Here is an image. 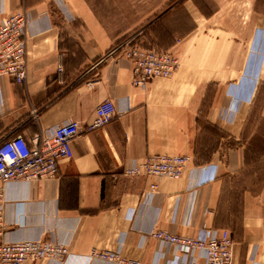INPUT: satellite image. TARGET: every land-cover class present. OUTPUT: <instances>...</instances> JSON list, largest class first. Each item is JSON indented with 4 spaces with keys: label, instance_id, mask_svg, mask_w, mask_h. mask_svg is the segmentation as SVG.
<instances>
[{
    "label": "crops",
    "instance_id": "crops-1",
    "mask_svg": "<svg viewBox=\"0 0 264 264\" xmlns=\"http://www.w3.org/2000/svg\"><path fill=\"white\" fill-rule=\"evenodd\" d=\"M217 1L218 12L210 16L192 2L163 12L166 2L143 5L155 20L181 17L179 8L187 18L190 6L197 17L168 48L178 58L176 71L141 87L132 84L130 61L119 51L110 54L122 33L117 27L125 24L110 16L108 4L0 0V20L14 11L28 20L27 78L1 83L0 139H31L70 119L80 125L73 156L59 163L54 177L4 184V238L53 240L69 249L62 260L25 264L204 263L201 251L186 253L152 237L157 228L183 236L228 229L234 264L241 258L242 264H264V209L247 191L232 195V172L246 163L247 149L246 140L232 149V137L241 136L264 85V8H255L256 0ZM220 29L224 33H212ZM221 41L229 43L226 49L205 45ZM210 81L219 86L212 107ZM106 99L114 101L115 116L88 131ZM155 153L187 156V169L180 177L125 174ZM101 251L118 258L95 254Z\"/></svg>",
    "mask_w": 264,
    "mask_h": 264
},
{
    "label": "built area",
    "instance_id": "built-area-1",
    "mask_svg": "<svg viewBox=\"0 0 264 264\" xmlns=\"http://www.w3.org/2000/svg\"><path fill=\"white\" fill-rule=\"evenodd\" d=\"M28 20L24 11H14L0 20V100L1 83L10 78L23 83L27 78ZM123 46H117L110 54ZM131 62L133 85L145 87L159 77H169L179 62L170 52L128 47L124 51ZM1 103V101H0ZM116 114L112 99L98 104L92 120L86 125L93 131L109 123ZM79 122L70 119L55 125L46 133H37L31 139L13 135L0 139V264H25L29 261L62 260L69 253L66 245L53 240L35 239L8 241L4 238L3 189L6 182L19 179L51 178L58 172L59 163L73 156L72 140L79 133ZM189 158L175 154H150L125 168L127 175L178 177L182 175ZM153 189L155 183H151ZM150 235L159 241L177 245L186 253L199 250L203 264H234V242L229 230H205L202 236H183L157 228ZM96 255L114 260L118 253L101 251ZM129 264H139L138 261ZM187 264H197L190 261Z\"/></svg>",
    "mask_w": 264,
    "mask_h": 264
},
{
    "label": "rangeland",
    "instance_id": "rangeland-1",
    "mask_svg": "<svg viewBox=\"0 0 264 264\" xmlns=\"http://www.w3.org/2000/svg\"><path fill=\"white\" fill-rule=\"evenodd\" d=\"M92 3H106L109 5L108 11L110 16L113 18H119L121 22L125 25H119L117 28L121 30V36L118 39L117 43L113 45L109 51L115 49L117 46L123 44L119 48V52L122 53V56L127 58L124 51L128 47L138 46L143 49H154L157 51H165L174 53L173 50L168 48L172 45L174 34H177L182 29L184 30L188 27L189 30L193 28V18H196L197 15L191 6L189 8L190 14L187 18L184 11L179 8L178 12L183 13L180 17L175 15L168 20H155L158 16L157 14L150 17L144 15L145 10L143 5L150 2H157L159 5L162 2H166L161 12L165 9H171L173 6H177L183 2H192L199 6V8L207 16H210L214 12H218V1L217 0H87ZM190 5V4H189ZM181 7V6H179ZM255 8H264V0H256L254 2ZM181 9V10H180ZM100 10V9H98ZM160 14V13H158ZM138 19L142 20V23L134 24ZM186 21L187 26H182L180 23ZM173 22V23H172ZM131 23V24H130ZM177 23V24H176ZM175 24V26H174ZM218 29V27H217ZM180 30V31H179ZM222 29L218 31H213L212 33H221ZM224 33V32H223ZM175 38V37H174ZM202 43L198 42V46ZM229 43L221 41L218 43L208 42L205 45L208 49H226ZM175 56V53L173 54ZM176 57V56H175ZM177 58V57H176ZM128 59V58H127ZM129 60V59H128ZM178 60V58H177ZM130 61V60H129ZM131 63V62H130ZM179 66V65H178ZM132 68V67H131ZM178 68V67H177ZM176 71V70H175ZM217 75L216 73H213ZM213 76V75H212ZM236 77V74L232 73V79ZM152 82V81H151ZM219 90L218 83L215 81H210L208 93V104L209 107H212L211 95H214ZM256 100L250 104L248 112L242 127V134L238 140L232 137V149L241 148V144H246V163L241 164V167L237 171L232 172V195L236 191L244 192L247 191L250 193L252 198H258L260 207L264 209V85L260 88V91H257ZM218 127V126H216ZM219 128V127H218ZM223 130V128H220ZM245 150V149H244ZM160 154V153H155ZM178 155V154H175ZM189 163V161H188ZM188 166V164H187ZM187 169V168H186ZM183 175V174H182ZM180 175V176H182ZM178 176V177H180ZM238 207V205H236ZM223 211L228 212L230 210L229 203H222ZM228 230V229H227ZM245 262L244 258H241L239 264Z\"/></svg>",
    "mask_w": 264,
    "mask_h": 264
}]
</instances>
